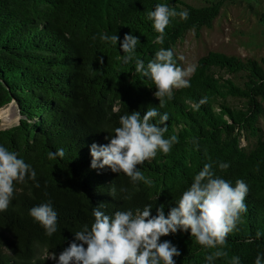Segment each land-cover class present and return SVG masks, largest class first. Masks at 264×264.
Returning a JSON list of instances; mask_svg holds the SVG:
<instances>
[{"label":"trees","instance_id":"trees-1","mask_svg":"<svg viewBox=\"0 0 264 264\" xmlns=\"http://www.w3.org/2000/svg\"><path fill=\"white\" fill-rule=\"evenodd\" d=\"M201 1L194 6L185 0H0V109L13 101L20 115L17 125L0 130V145L36 171L35 180L15 183L7 211L0 212V264H58L74 233L91 227L97 207L112 216L151 204L154 216L163 204L167 216L206 163L233 185L243 179L249 186L244 222L228 237V256L214 264H230L232 256L254 264L264 253V235L256 239L257 231L264 233V57L209 51L197 60L191 87L174 90L163 108L134 62L118 59L124 35L131 34L139 38L135 55L145 65L163 47L173 50L180 66L178 40L210 28L224 5L236 0ZM157 3L189 12L187 20L172 18L162 45L154 43L158 33L146 17ZM101 34L119 40L105 42ZM204 97L207 103L194 110ZM152 107L169 114L165 138L179 139L168 155L138 165L153 185H134L109 168L92 169L90 145L109 143L106 137L120 126V116ZM58 149L64 157L49 160L48 152ZM220 162L229 168L221 171ZM48 201L57 213V231L50 237L29 215ZM164 240L181 252L176 264H207L205 256L215 251L196 244L190 232ZM51 253L56 260L47 258Z\"/></svg>","mask_w":264,"mask_h":264},{"label":"clouds","instance_id":"clouds-1","mask_svg":"<svg viewBox=\"0 0 264 264\" xmlns=\"http://www.w3.org/2000/svg\"><path fill=\"white\" fill-rule=\"evenodd\" d=\"M177 16L187 20L189 12H177L163 3H157L153 10L147 11V19L158 33L154 43H164L165 30L172 18ZM100 39L117 44L119 37L116 34H101ZM138 43V37L125 34L121 42L124 55L118 59L123 64L134 62L135 72L155 86L153 95L159 100V107L163 108L167 101L174 98V90L191 87L190 77L195 73L196 65L178 66L173 50L163 47L145 65L135 55ZM179 59L183 60L184 57ZM100 63L103 64L102 57ZM206 103L207 97L201 98L193 109L198 111ZM168 120L169 114H161L156 107L148 108L143 114L132 111L120 116V126L114 128L112 136L106 137L109 143L100 145L94 142L90 145V167L109 168L113 173H123L129 177L134 185L143 182L151 187L153 181L138 169V165L155 159L158 154L168 155L173 145L179 143L175 134L165 138ZM190 142L198 148V138ZM64 155L63 149L49 151L48 159L55 160ZM229 166L225 162L218 164L221 171H226ZM26 178L35 180L36 171L18 158L16 152L0 145V212L7 211L15 192V183H24ZM36 187H39L38 183ZM248 193L249 186L243 179H236L233 185L230 180L215 174L212 163H206L194 175L192 183L182 192L167 216L163 204L156 209L154 216L151 204L145 205L143 210L136 209L135 214L127 209L116 211L112 216L99 207L94 208L91 227L84 225L82 230L74 233L73 242L59 254L58 264H176L174 258L179 257L181 252L171 241H161V237L174 235L178 231L190 232L195 243L206 251L214 249L205 256L207 264H214L216 259L228 256L225 250L228 237L237 232L238 225L244 222L243 217L248 211L245 202ZM29 215L39 223L47 236L57 231V213L51 201L31 208ZM262 235L264 233L257 231L256 239ZM248 242L251 243V239ZM47 258L57 259L55 253ZM230 264H241V260L238 256H232ZM254 264H264V253L256 256Z\"/></svg>","mask_w":264,"mask_h":264},{"label":"rangeland","instance_id":"rangeland-1","mask_svg":"<svg viewBox=\"0 0 264 264\" xmlns=\"http://www.w3.org/2000/svg\"><path fill=\"white\" fill-rule=\"evenodd\" d=\"M185 1L194 6L202 5L201 0ZM209 51L242 58L264 57V0L226 3L210 28L202 29L199 34L193 31L186 33L175 47L181 67L196 65L197 60ZM181 56L183 60L179 59ZM13 105L9 107L11 124L5 125L0 120V130L18 124L20 115L16 105ZM262 105L264 108V100ZM3 108L8 109V105ZM260 123L264 127V118Z\"/></svg>","mask_w":264,"mask_h":264},{"label":"bare ground","instance_id":"bare-ground-1","mask_svg":"<svg viewBox=\"0 0 264 264\" xmlns=\"http://www.w3.org/2000/svg\"><path fill=\"white\" fill-rule=\"evenodd\" d=\"M14 106L13 104H8V109L6 108H1L0 109V120L2 123L5 125L11 124V116H10V110L9 107Z\"/></svg>","mask_w":264,"mask_h":264},{"label":"water","instance_id":"water-1","mask_svg":"<svg viewBox=\"0 0 264 264\" xmlns=\"http://www.w3.org/2000/svg\"><path fill=\"white\" fill-rule=\"evenodd\" d=\"M12 104H15L13 101L11 102ZM16 105V104H15ZM17 107V106H16ZM17 110H18V108H17ZM18 112H19V110H18ZM20 119V118H19Z\"/></svg>","mask_w":264,"mask_h":264}]
</instances>
